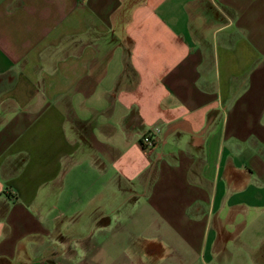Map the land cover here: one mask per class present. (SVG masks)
I'll use <instances>...</instances> for the list:
<instances>
[{
	"label": "crops",
	"instance_id": "0c3cea01",
	"mask_svg": "<svg viewBox=\"0 0 264 264\" xmlns=\"http://www.w3.org/2000/svg\"><path fill=\"white\" fill-rule=\"evenodd\" d=\"M0 264H264V0H0Z\"/></svg>",
	"mask_w": 264,
	"mask_h": 264
},
{
	"label": "rangeland",
	"instance_id": "374dc122",
	"mask_svg": "<svg viewBox=\"0 0 264 264\" xmlns=\"http://www.w3.org/2000/svg\"><path fill=\"white\" fill-rule=\"evenodd\" d=\"M247 201H250V203H252L253 202V197L251 198V199H248ZM253 213V210H251V208L249 207V210L247 211V213H245V210L243 211H241V213L240 214H237V216H236V218L234 219V226H236L235 224L236 223H242V224H244V223H246V225L248 224V225H251L250 223H251V219H253L254 217V214H252ZM233 225H232V227H233ZM253 231H250V233H252ZM256 233V232H255Z\"/></svg>",
	"mask_w": 264,
	"mask_h": 264
},
{
	"label": "built area",
	"instance_id": "2783aa9c",
	"mask_svg": "<svg viewBox=\"0 0 264 264\" xmlns=\"http://www.w3.org/2000/svg\"><path fill=\"white\" fill-rule=\"evenodd\" d=\"M155 143V136L152 131L144 132L140 138V144L144 149L150 150Z\"/></svg>",
	"mask_w": 264,
	"mask_h": 264
}]
</instances>
